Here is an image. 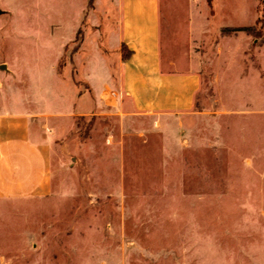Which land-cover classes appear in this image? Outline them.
I'll use <instances>...</instances> for the list:
<instances>
[{"label": "rangeland", "instance_id": "1", "mask_svg": "<svg viewBox=\"0 0 264 264\" xmlns=\"http://www.w3.org/2000/svg\"><path fill=\"white\" fill-rule=\"evenodd\" d=\"M169 1L165 56L179 72L194 55L202 65L193 109L131 114L106 89L105 110L77 116L54 154L53 193L0 200V264H259L264 0H213L212 8ZM191 1L200 3L196 14ZM83 7L85 0H0V62L11 63L0 70V96H21L23 74L48 88L47 64L29 68L32 50L73 39ZM82 33L59 67L80 102L94 98L81 66Z\"/></svg>", "mask_w": 264, "mask_h": 264}, {"label": "crops", "instance_id": "2", "mask_svg": "<svg viewBox=\"0 0 264 264\" xmlns=\"http://www.w3.org/2000/svg\"><path fill=\"white\" fill-rule=\"evenodd\" d=\"M172 2L95 0L90 7V0H85L73 39L62 40L52 49L32 50L34 66L29 68L41 71V65L46 63L50 85L43 86L41 77L32 81L23 74L21 96L10 100L0 96V200L42 199L53 193L54 154L66 144L77 116L105 110L106 89L114 96L121 95L131 114L156 115L193 109L202 86V65L194 55L188 61L189 69L179 72L177 62L165 56L168 21L164 20L163 6L172 7ZM103 4L109 11L100 13ZM189 6L193 14L199 12L200 3L191 1ZM80 32H83L82 71L94 94V98L86 94L81 102L73 84L61 78L58 69L67 48ZM0 70L11 71V63L0 62ZM62 88L71 95L63 94ZM259 264H264V255L259 257Z\"/></svg>", "mask_w": 264, "mask_h": 264}, {"label": "trees", "instance_id": "3", "mask_svg": "<svg viewBox=\"0 0 264 264\" xmlns=\"http://www.w3.org/2000/svg\"><path fill=\"white\" fill-rule=\"evenodd\" d=\"M94 2H95V0H90V7L93 6ZM207 3L209 5V7L212 8V6H213V0H207ZM257 24H260V26L263 27V24H264V9H263L262 17H261V19L258 20ZM242 30H248V29H246V28L245 29L244 28H242V29H236V31H242ZM124 57H126V54L124 55ZM61 62H60V64H61ZM60 64H59V67H60ZM58 69H60V68H58Z\"/></svg>", "mask_w": 264, "mask_h": 264}, {"label": "water", "instance_id": "4", "mask_svg": "<svg viewBox=\"0 0 264 264\" xmlns=\"http://www.w3.org/2000/svg\"><path fill=\"white\" fill-rule=\"evenodd\" d=\"M3 13V11L1 10V8H0V14H2Z\"/></svg>", "mask_w": 264, "mask_h": 264}]
</instances>
